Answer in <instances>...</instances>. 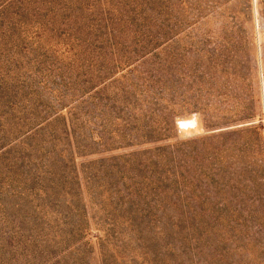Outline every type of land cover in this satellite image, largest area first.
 I'll return each mask as SVG.
<instances>
[{"label":"rangeland","instance_id":"obj_1","mask_svg":"<svg viewBox=\"0 0 264 264\" xmlns=\"http://www.w3.org/2000/svg\"><path fill=\"white\" fill-rule=\"evenodd\" d=\"M153 9L151 57L127 66L107 56L101 80L92 66L90 139L67 165L81 181L75 204L92 236L85 261L264 264V0H154ZM180 120L195 126L180 130ZM55 142L25 153H75ZM99 167L103 184L86 183ZM12 171L11 188L22 187L17 164ZM116 183L121 195L112 198ZM51 193L0 199L7 219L25 217L37 237L39 226L57 243L52 252L67 250L70 260L75 240L61 238L60 219L73 209L61 196L53 212L38 208L53 204ZM108 219L113 230L102 225Z\"/></svg>","mask_w":264,"mask_h":264},{"label":"trees","instance_id":"obj_2","mask_svg":"<svg viewBox=\"0 0 264 264\" xmlns=\"http://www.w3.org/2000/svg\"><path fill=\"white\" fill-rule=\"evenodd\" d=\"M153 3L154 0H0V197L7 201L5 195L32 198L36 192L44 197L56 192L51 193L54 205L38 206L49 212L56 208L60 196L68 198L73 211L63 213L60 219L66 228L61 238L66 242V237L72 236L76 252L70 260L63 257L67 250L52 252L57 243L44 241L47 237L41 235L39 226L38 237L31 230L25 231V217L13 215L7 219V205L0 199V252H7L0 264L21 259L22 264H88L85 260L92 236L86 211L81 208L82 217L75 204L80 203L81 181L75 168L67 165L74 161L72 154H79L83 146L87 148L85 143L90 139L92 66L98 63L96 76L101 80L107 56L114 64L127 66L152 56V36L145 30L154 20ZM63 109L66 113L62 115ZM58 138L66 141L65 149L75 152L70 153L71 157L63 153H25L44 152L49 144L57 147ZM17 145L23 152L12 153ZM87 156L88 153L77 155ZM13 164L24 174L19 182L22 187L15 189L11 188L17 176L12 171ZM54 165H60L59 171L53 169ZM101 172L105 171L100 167L92 170L83 180L99 182L100 186ZM115 187L112 198L121 195L123 186L116 183ZM14 206L18 204L8 207L10 213ZM102 225L107 231L115 228L113 219Z\"/></svg>","mask_w":264,"mask_h":264},{"label":"bare ground","instance_id":"obj_3","mask_svg":"<svg viewBox=\"0 0 264 264\" xmlns=\"http://www.w3.org/2000/svg\"><path fill=\"white\" fill-rule=\"evenodd\" d=\"M177 123H178V125H177L178 129L183 130V131L188 130V129H192L195 126V123L193 120H180ZM182 125H183V127H182Z\"/></svg>","mask_w":264,"mask_h":264},{"label":"snow or ice","instance_id":"obj_4","mask_svg":"<svg viewBox=\"0 0 264 264\" xmlns=\"http://www.w3.org/2000/svg\"><path fill=\"white\" fill-rule=\"evenodd\" d=\"M182 127H183V125H182Z\"/></svg>","mask_w":264,"mask_h":264}]
</instances>
